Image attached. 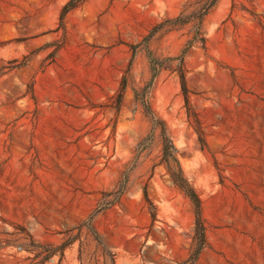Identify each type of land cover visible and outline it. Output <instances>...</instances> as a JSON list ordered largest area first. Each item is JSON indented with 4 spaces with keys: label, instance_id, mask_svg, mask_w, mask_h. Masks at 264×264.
Segmentation results:
<instances>
[{
    "label": "rangeland",
    "instance_id": "obj_1",
    "mask_svg": "<svg viewBox=\"0 0 264 264\" xmlns=\"http://www.w3.org/2000/svg\"><path fill=\"white\" fill-rule=\"evenodd\" d=\"M67 1L0 0V264H191L192 202L148 139L134 89L150 62L130 46L186 0H84L61 23ZM202 32L184 54L189 104L176 64L192 31L151 38L174 59L150 103L201 197L195 264H264V0H219Z\"/></svg>",
    "mask_w": 264,
    "mask_h": 264
},
{
    "label": "trees",
    "instance_id": "obj_2",
    "mask_svg": "<svg viewBox=\"0 0 264 264\" xmlns=\"http://www.w3.org/2000/svg\"><path fill=\"white\" fill-rule=\"evenodd\" d=\"M84 0H68L62 7L60 13L61 23L63 22L65 16L75 8H77ZM219 0H186L181 8V10L174 16H168L162 18L156 24L152 26L148 34H146L142 42L137 44H131V49L133 51V56L136 55L137 49L140 45H144L147 50V56L150 62L151 69V79L149 83L141 89H134L135 98L138 104L143 107L145 114L151 120V131L149 133L148 139L151 140L158 130L161 138V159L160 163L166 169L171 180L175 185H177L185 194L189 197L192 202L195 222L193 227V240L190 255L188 257L191 264H195L199 259L201 252L208 245L206 225L203 217L202 201L199 193L195 187L191 184L187 176L185 175L183 166L179 158V150L173 139L168 133L166 122L163 118L157 115L150 103V93L154 85L156 78L162 71L164 62L167 60H173L174 58H158L155 56L153 51L150 49L149 44L151 38L158 32H165L175 29H180L183 27H189L193 35L191 39L186 44V47L182 50V53L178 56L179 62L176 64V69L179 72L180 79L182 82V87L185 94V99L189 104V99L187 95L185 71L183 66L184 54L187 49L193 45L195 41H200L205 45L206 37L202 32L203 23L206 16L211 12V10L217 5ZM62 25V24H61ZM127 86V77H124L119 91L116 95L111 97V106L118 109L123 98L124 89ZM121 183V193L126 189L128 176L126 175ZM145 197L147 201L151 204V215L153 219H156V213L153 208V204L145 191Z\"/></svg>",
    "mask_w": 264,
    "mask_h": 264
}]
</instances>
